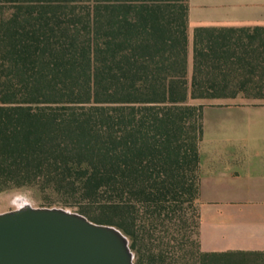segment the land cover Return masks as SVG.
<instances>
[{
	"label": "trees",
	"instance_id": "obj_1",
	"mask_svg": "<svg viewBox=\"0 0 264 264\" xmlns=\"http://www.w3.org/2000/svg\"><path fill=\"white\" fill-rule=\"evenodd\" d=\"M189 9V0H0V193H63L121 229L136 264L162 256L153 242L171 214L183 221L186 205L201 208L205 107L189 101L264 99V27H197L189 78ZM199 216L198 264L264 254L203 251Z\"/></svg>",
	"mask_w": 264,
	"mask_h": 264
},
{
	"label": "crops",
	"instance_id": "obj_2",
	"mask_svg": "<svg viewBox=\"0 0 264 264\" xmlns=\"http://www.w3.org/2000/svg\"><path fill=\"white\" fill-rule=\"evenodd\" d=\"M189 67L197 27H264V0H189ZM190 69V68H189ZM192 75V74H191ZM201 248L264 251V99H200ZM213 111L216 124L208 118ZM4 193L1 201H6ZM9 211L1 208L0 213Z\"/></svg>",
	"mask_w": 264,
	"mask_h": 264
},
{
	"label": "water",
	"instance_id": "obj_3",
	"mask_svg": "<svg viewBox=\"0 0 264 264\" xmlns=\"http://www.w3.org/2000/svg\"><path fill=\"white\" fill-rule=\"evenodd\" d=\"M129 237L63 207L0 213V264H136Z\"/></svg>",
	"mask_w": 264,
	"mask_h": 264
},
{
	"label": "rangeland",
	"instance_id": "obj_4",
	"mask_svg": "<svg viewBox=\"0 0 264 264\" xmlns=\"http://www.w3.org/2000/svg\"><path fill=\"white\" fill-rule=\"evenodd\" d=\"M189 68V78H191L192 67L190 66ZM200 101V99L190 100L189 104L196 106L203 105ZM207 118L214 124L218 123V118L213 114V111H208ZM1 193L5 194L7 200L1 201L4 207H0V209L13 210L25 203H31L36 207H63L76 212L81 211L80 204L75 199L63 193L54 192L50 188L21 187ZM67 202L70 204L65 206ZM188 206L190 205L185 206L187 210L184 212L183 221L180 220L182 212L178 210L177 213H172V220L168 221L164 228H162V235L164 234L166 237L163 240H156L159 237L157 235L155 238L153 242L155 248L159 250L163 246L164 254L156 257V255L147 253L145 256H142L143 264H198L197 250L199 236L197 232L201 208L199 204L196 208H189ZM181 229L184 236L182 239H179ZM135 256V261L137 262L139 255L136 252ZM240 260L243 264H264V254L244 255L240 256Z\"/></svg>",
	"mask_w": 264,
	"mask_h": 264
}]
</instances>
